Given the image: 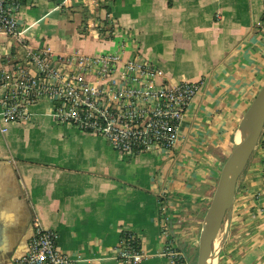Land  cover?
<instances>
[{
	"label": "crops",
	"instance_id": "crops-1",
	"mask_svg": "<svg viewBox=\"0 0 264 264\" xmlns=\"http://www.w3.org/2000/svg\"><path fill=\"white\" fill-rule=\"evenodd\" d=\"M264 0H23L20 37L0 35V73L29 51L139 55L158 83H201L171 153L122 157L102 137L56 123L53 105L31 120L0 121V264L26 254L36 217L76 264H119L123 233L142 264L160 256L159 212L194 262L201 224L243 118L264 86ZM115 24L113 34L100 23ZM264 151L256 148L213 247L212 264H264Z\"/></svg>",
	"mask_w": 264,
	"mask_h": 264
},
{
	"label": "built area",
	"instance_id": "built-area-1",
	"mask_svg": "<svg viewBox=\"0 0 264 264\" xmlns=\"http://www.w3.org/2000/svg\"><path fill=\"white\" fill-rule=\"evenodd\" d=\"M91 5H92V0ZM97 1L104 0H93ZM23 0H0V35L18 39V12ZM264 25V11L262 22ZM113 34L115 24L100 23ZM161 73L139 55L124 52L93 56L53 55L49 50L29 51L24 60L0 73V121L31 120V107L41 101L53 105L58 124H67L88 135L104 138L122 157L171 153L179 142V126L198 95L201 83H158ZM5 132V128H0ZM264 151V128L256 148ZM264 182V169H263ZM170 216L160 207V254L167 264H195L179 248L170 232ZM25 255L11 264H76L57 247V234L38 218ZM147 255L133 234H122L116 247L119 264H142Z\"/></svg>",
	"mask_w": 264,
	"mask_h": 264
},
{
	"label": "water",
	"instance_id": "water-1",
	"mask_svg": "<svg viewBox=\"0 0 264 264\" xmlns=\"http://www.w3.org/2000/svg\"><path fill=\"white\" fill-rule=\"evenodd\" d=\"M264 128V86L249 106L242 122L239 142L225 161L203 218L195 264H212L213 247L233 205L236 187Z\"/></svg>",
	"mask_w": 264,
	"mask_h": 264
},
{
	"label": "rangeland",
	"instance_id": "rangeland-1",
	"mask_svg": "<svg viewBox=\"0 0 264 264\" xmlns=\"http://www.w3.org/2000/svg\"><path fill=\"white\" fill-rule=\"evenodd\" d=\"M195 261H196V258H195V260H194V263H195Z\"/></svg>",
	"mask_w": 264,
	"mask_h": 264
}]
</instances>
